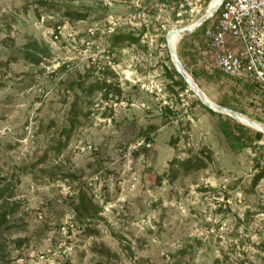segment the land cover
Here are the masks:
<instances>
[{"label": "rangeland", "instance_id": "1", "mask_svg": "<svg viewBox=\"0 0 264 264\" xmlns=\"http://www.w3.org/2000/svg\"><path fill=\"white\" fill-rule=\"evenodd\" d=\"M163 2L0 0V264H264V135L176 84L165 36L196 18ZM202 28L183 65L264 125V93L204 67Z\"/></svg>", "mask_w": 264, "mask_h": 264}, {"label": "built area", "instance_id": "2", "mask_svg": "<svg viewBox=\"0 0 264 264\" xmlns=\"http://www.w3.org/2000/svg\"><path fill=\"white\" fill-rule=\"evenodd\" d=\"M206 2L164 0L161 6L174 11L177 4L179 11L189 9L197 18ZM201 55L206 69L264 93V0H223L218 14L202 28Z\"/></svg>", "mask_w": 264, "mask_h": 264}, {"label": "water", "instance_id": "3", "mask_svg": "<svg viewBox=\"0 0 264 264\" xmlns=\"http://www.w3.org/2000/svg\"><path fill=\"white\" fill-rule=\"evenodd\" d=\"M223 0H219L217 6L212 9L209 12L204 13L203 11L200 13V15L195 19L196 23L193 25H190V23L186 26L176 28V32L181 35H187L191 34L194 31H196L200 26H202L204 23H206L209 19H211L218 9L220 8V5ZM192 23V22H191ZM175 28L170 29L165 36V45H166V50L169 55L171 64L174 68V70L177 72V74L180 75L182 80L185 82L187 85V88L189 91L197 98V100L205 106L207 109L221 114L223 116H227L245 126H248L259 133L264 135V125L259 123L258 121L254 120L253 118L249 117L248 115L242 114L240 112H237L235 110H232L227 107H223L220 105H217L210 101L204 93L200 90V88L197 86L195 81L193 80L192 76L189 74L185 66L183 65L182 61L180 60L176 47L172 46L171 41L169 40V35L174 31Z\"/></svg>", "mask_w": 264, "mask_h": 264}, {"label": "trees", "instance_id": "4", "mask_svg": "<svg viewBox=\"0 0 264 264\" xmlns=\"http://www.w3.org/2000/svg\"><path fill=\"white\" fill-rule=\"evenodd\" d=\"M218 14V12L216 13V15ZM209 21V20H208ZM204 23L202 26H200V28L204 27L207 23ZM197 31V30H196ZM196 31H194L193 33H196ZM193 33H191L193 35ZM118 40L119 39H122V40H128L130 43H137L138 42V39L137 38H132V37H127V36H122L121 38L118 37L117 38ZM34 47H36L38 49V46L37 44H34ZM27 59H29L31 61V63L33 64H39L41 63V56H38L37 54H30L29 52L27 53L26 55ZM172 71L174 73V76L177 77V80H176V84H179L181 89H186L187 88V85L185 84V82L182 80V78L180 77L179 74H177V72L174 70L173 66H172ZM193 77H195L193 75ZM171 78V76H170ZM94 87V86H93ZM203 108L206 109L207 112H209L210 114L212 115H215L217 116L218 118H225L226 120H231V118L227 117V116H223L221 114H218V113H215L209 109H207L205 106H203L200 102H198ZM234 110V109H233ZM223 131H226L225 129H223ZM262 134L259 133V132H256V137L259 138L261 137ZM261 175H256L254 178H253V182H257L258 179H260ZM4 195H5V190L3 189H0V227L6 223V219L8 217V215H10L11 213L14 212V208H10L8 206V203L7 201L4 199ZM75 209L76 211L79 213V214H83V215H86L87 217L89 216V213H88V210L87 208H85V199L83 197V195L81 194L79 197H78V202L75 206Z\"/></svg>", "mask_w": 264, "mask_h": 264}, {"label": "bare ground", "instance_id": "5", "mask_svg": "<svg viewBox=\"0 0 264 264\" xmlns=\"http://www.w3.org/2000/svg\"><path fill=\"white\" fill-rule=\"evenodd\" d=\"M218 2H219V0H210L209 3H208V5L206 6V8L204 9L203 12L206 13V12L211 11L212 9H214V8L217 6ZM195 23H196V20H193L192 23H190V25H193V24H195ZM180 38H181V35L178 34V33L176 32V28H175L174 31L169 35V40L171 41V44H172V46H174V47L176 46V43H177V41H178Z\"/></svg>", "mask_w": 264, "mask_h": 264}]
</instances>
